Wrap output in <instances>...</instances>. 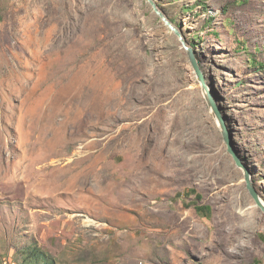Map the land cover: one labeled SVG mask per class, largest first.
Returning a JSON list of instances; mask_svg holds the SVG:
<instances>
[{
  "label": "rangeland",
  "instance_id": "obj_1",
  "mask_svg": "<svg viewBox=\"0 0 264 264\" xmlns=\"http://www.w3.org/2000/svg\"><path fill=\"white\" fill-rule=\"evenodd\" d=\"M188 48L264 201V0H0V264H264Z\"/></svg>",
  "mask_w": 264,
  "mask_h": 264
},
{
  "label": "water",
  "instance_id": "obj_2",
  "mask_svg": "<svg viewBox=\"0 0 264 264\" xmlns=\"http://www.w3.org/2000/svg\"><path fill=\"white\" fill-rule=\"evenodd\" d=\"M159 14L166 21V23L174 29L176 35L181 37V33L167 20V17H165L161 13H159ZM188 51H189V56H190V59H191L192 66H193V68L195 70V73H196L200 83L202 84L203 91H204L205 97L207 99V102H208L210 108L212 109V112H213L215 118L217 119V121L219 123V126L221 128L224 142L228 146V152L234 158L237 166L244 170V172H245V180H246V183H247V189L249 190L251 196L256 201L258 207H260L261 210L264 212V201L261 200L259 194L257 193V191H256V189H255V187L253 185L251 175L249 174L248 170H246V168L243 165L240 157L238 156V153H237V151H236V149L234 147L233 137H232L231 133L229 132V130L227 129V126L225 124V120L223 119V117L221 115V112H220V110H219L214 98L210 94V91L208 89V85H207L205 76H204L203 72L201 71V69L199 67V64H198V61L196 60V58L194 56L193 49L188 48Z\"/></svg>",
  "mask_w": 264,
  "mask_h": 264
},
{
  "label": "trees",
  "instance_id": "obj_3",
  "mask_svg": "<svg viewBox=\"0 0 264 264\" xmlns=\"http://www.w3.org/2000/svg\"><path fill=\"white\" fill-rule=\"evenodd\" d=\"M198 212L203 214V215H206L208 217V215H210V213H211V208L209 206H207V207L206 206H199Z\"/></svg>",
  "mask_w": 264,
  "mask_h": 264
},
{
  "label": "bare ground",
  "instance_id": "obj_4",
  "mask_svg": "<svg viewBox=\"0 0 264 264\" xmlns=\"http://www.w3.org/2000/svg\"><path fill=\"white\" fill-rule=\"evenodd\" d=\"M158 13H161L162 15H164L161 11H158ZM165 16V15H164ZM210 87L208 86V89H209Z\"/></svg>",
  "mask_w": 264,
  "mask_h": 264
}]
</instances>
